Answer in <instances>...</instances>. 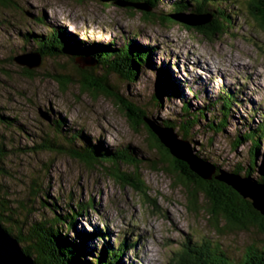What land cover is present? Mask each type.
Returning a JSON list of instances; mask_svg holds the SVG:
<instances>
[{"label":"rangeland","instance_id":"rangeland-1","mask_svg":"<svg viewBox=\"0 0 264 264\" xmlns=\"http://www.w3.org/2000/svg\"><path fill=\"white\" fill-rule=\"evenodd\" d=\"M14 1L16 8H23V13L0 6V15L8 17L13 24V28L4 24L0 30V112L15 117L24 131L18 126L5 130L0 124V136L5 134L0 141L8 155L2 164L7 172L0 171V184L7 187L9 199L22 201L29 198L33 201L29 203L33 207L29 219L63 216L70 203L77 213L75 230L103 231V239L114 247L120 242L135 243L125 248L118 259L120 264H174L176 253L183 248L187 236L191 241L207 236L233 257H237L246 245L264 241V224L263 229L252 224L238 228L226 224L220 217L217 221L219 231H216L206 208L208 199L201 192L197 191L196 195L197 209H192L188 188L181 184L175 173L163 170L168 167L166 163L158 160L155 151L147 150V131L141 126L133 127L113 96L85 90L77 83L66 87L59 84L51 77L54 72L61 71L53 57H45L43 67L34 70L33 76L22 73L20 66L9 59L22 53L19 47L23 41L16 28L23 27V19V24L30 23L29 20L41 13H44L45 21L61 25L66 31L75 32L77 38L87 41H107L112 36L119 38L122 32L128 33L135 28L140 33L137 41L156 47L154 61L166 64L181 89L180 95L158 108L157 114H166L171 108L178 109L179 97L197 103L203 98L216 97L223 85L233 89L241 85L242 93L237 96L241 102L235 105L237 116H250L253 112L250 107H257L261 109L255 115L258 118L259 112L264 111V32L248 10L242 6L236 13L234 7L236 15L231 29L210 39L193 27L187 30L179 24H150L141 19L139 12L130 16L118 4V7H105L107 0ZM168 1L163 0L164 7ZM236 1L243 5L241 0ZM157 10L161 12V9ZM32 28L36 32L46 29L40 23L33 24ZM96 71L97 76L103 74L99 68ZM152 76L151 67L147 66L134 85H127L114 74L108 75L107 80L120 95L125 96L130 88L143 95L153 82ZM195 91L199 93L196 100ZM140 103L144 106L143 103H148V108L144 109L149 115L150 111L157 110L150 102ZM48 109L62 117L72 130L82 129L93 142L102 139L105 147L130 144L151 156L158 163L157 169H152L149 159H145L135 171L145 186V193L128 184L122 186L113 182L101 168L84 164L78 158L56 151L33 152L24 148L33 145V141L38 140L37 135L53 133V114ZM238 120L239 117L235 121ZM234 131L235 127L230 123L224 134L212 138L209 144L214 158L222 160L225 165L242 163V157L247 159V145L232 148ZM203 137L202 134L196 137L197 144L194 145L201 143ZM261 145L260 150L264 153V141ZM10 147L21 149L11 151ZM120 169L131 174L134 166L122 164ZM32 180L40 184L36 196L29 195ZM89 200L93 201L94 207L75 208L77 202L85 204ZM42 201H45L44 205H41ZM7 227L12 231V225ZM68 233L73 235L74 230ZM96 238L102 239L100 235ZM96 238L91 244L100 248L103 243Z\"/></svg>","mask_w":264,"mask_h":264},{"label":"trees","instance_id":"trees-1","mask_svg":"<svg viewBox=\"0 0 264 264\" xmlns=\"http://www.w3.org/2000/svg\"><path fill=\"white\" fill-rule=\"evenodd\" d=\"M77 1L81 2L82 0ZM137 1L161 9V12H159L160 17H157L158 15L155 13L147 12L141 15L142 20L150 24L158 23L162 26L179 24L187 30H191L193 27L210 39L227 32V30L229 31L234 24L233 17L236 15L234 7H236V13H239L243 6L264 32V0H241L243 5L236 0H169L166 7H164L163 0H107L105 7L112 5L118 7V2L135 3ZM15 5L14 0H0L1 7L13 8L23 13V8H16ZM126 9L129 10L130 16L134 14L132 7L127 6ZM177 13L209 14L212 19L209 23L201 26H189L170 17V15ZM45 20L44 13L29 20L31 24H23L25 19L22 20L23 27L16 28L18 36L23 41V44L19 47L20 52H39L43 59L45 57H58L62 53L88 55L95 58L97 66L103 73L98 92L113 96L114 101L116 100L123 107L133 127L138 128L141 126L147 131V138L145 139L147 150L155 151L158 160L168 166L164 167L163 170L166 173H175L181 184L188 188L191 208L196 210L198 207L196 203L198 191L208 199L206 208H208L209 216L214 221L213 227L216 231H219L217 221L220 217H223L226 224L231 226L241 228L252 224L263 229L264 216L252 208L249 200L243 199L232 188L220 181L199 178L188 169L184 162L172 158L157 142L156 137L143 121V116L147 113L144 108H148V103H143L145 106L141 105L142 103L138 104V102L143 101L152 103L153 108L157 109L150 111L153 121L164 127H172L180 137L189 139L196 155L213 164L217 170L248 176L256 181H264V153L260 150L262 148L261 142L264 141V111H260L259 117L255 118L258 110L261 109L250 107L253 109L250 116H237L235 105L241 102L237 98L243 90L241 85L236 89L223 85L219 88L216 97L203 98L202 101L197 103H190L188 100L179 97L178 109L171 108L168 113L160 115L157 114L158 108L161 109L166 106L165 104H169L174 98L178 97L181 89L166 64H161V62L157 64L154 61L156 47L150 46L147 42L142 44L137 41L140 34L137 29H131L128 33L122 32L119 38L112 36L107 41H87L77 38L75 32H68L65 27L51 24ZM39 23L46 27L44 32H36L32 28L33 24L37 25ZM4 24L6 27L13 28L11 20L0 15V30ZM9 59L11 61L12 57H9ZM147 66L151 67L153 74V82L147 88V94L142 95L130 88L125 96L120 95L107 80L108 75L114 74L115 77L126 81L127 85H134L136 81L140 80L141 73L144 72ZM21 72L27 76H33L32 70L21 68ZM5 75H8L6 71ZM58 82L65 86L61 80H58ZM194 93L193 96L196 100L199 93L197 91ZM48 111L53 114L52 125L57 132L54 129L51 135L47 132L39 136L36 134L38 140H34L33 145L24 148H28L33 152L39 150L56 151L78 158L84 164L101 168L103 173L111 178L113 182L122 186L128 184L138 192L145 193L143 189L145 186L139 179V173L135 171L145 159H149L152 169H157L158 163L151 156H146L141 153L139 148H135L130 144L105 147L101 141L102 139H96L93 142L88 135L83 133L82 129L72 130L71 127L66 125L62 117L56 115L57 113L51 109H48ZM154 113L156 114L154 115ZM237 117H239V120L235 121ZM230 123L236 130L233 132L231 139L232 148L236 149L241 145H247L245 152L247 159L242 157V161L244 160L242 163L225 165L222 160L214 158L209 144L212 143V138L223 135L225 128L229 127ZM0 124L5 130H11V128L17 126L20 130H23V126L17 123L15 117L10 118L1 112ZM200 131L202 132L200 133ZM199 133L204 137L201 139L202 141L200 140L201 143L199 142L195 146L194 144H197V138L200 136ZM4 135L2 134L0 138L2 139ZM205 138H207L206 141ZM20 149L21 147L14 149L10 147L11 151ZM6 153L7 150L0 141V171L5 172L7 171L4 170L2 164L4 158L8 156ZM122 164L134 166V171H131V174H126L120 169ZM39 187L40 184L38 185L37 182L32 180L29 195L36 196ZM8 193L7 187L0 184V224L18 240L24 252L31 256L36 264H120L118 259L125 248L127 246L132 247L135 244L134 242L130 244L120 242L114 247V244L112 245L106 239H103V231L75 230V216L77 213L72 209L70 203L67 204L69 210L67 209L63 216L60 215L50 219H29V214L33 210L29 203L33 201L29 198L22 201L9 199ZM56 200L57 198H55ZM44 202L42 201L41 205H44ZM13 203H15L14 207L12 206ZM93 204L92 200L87 201L85 204L77 202L75 208L83 210L86 207H94ZM8 224L13 226V228L10 227L12 231L7 227ZM71 230H74L73 235L68 233ZM98 235L102 237L99 240L103 243L100 248L91 244ZM200 239L191 241L190 237L187 236V239L183 242V248L176 253L174 264H264V241H254L246 245L237 257H233L218 242L212 241L207 236ZM99 240L96 238V241Z\"/></svg>","mask_w":264,"mask_h":264},{"label":"water","instance_id":"water-1","mask_svg":"<svg viewBox=\"0 0 264 264\" xmlns=\"http://www.w3.org/2000/svg\"><path fill=\"white\" fill-rule=\"evenodd\" d=\"M117 4L122 10L128 12L127 6L132 7L134 13L139 12L141 15L147 12L159 14L157 8L141 1L135 3L118 2ZM170 17L189 26H201L209 23L212 19L209 14L177 13L170 15ZM53 59L58 62L57 66L61 68L60 72L56 71L51 75L57 82L61 80L65 86L77 83L79 87L85 90H99L103 74H100L101 77L96 75V68L99 67L95 58L88 55L62 53ZM62 59L65 62H62ZM59 60L61 61L59 62ZM11 61L20 68L32 70L33 75L34 70L37 71L44 64L43 57L39 52L19 53L13 56ZM70 70L71 73L68 72ZM143 121L156 137L157 142L172 158L184 162L191 172L203 180L215 179L226 184L243 199L249 200L252 208L264 216V181H256L248 176L217 170L213 164L197 156L189 139L180 137L172 127L158 125L148 113L143 116ZM0 264H36L33 258L24 252L18 240L9 234L1 224Z\"/></svg>","mask_w":264,"mask_h":264},{"label":"bare ground","instance_id":"bare-ground-1","mask_svg":"<svg viewBox=\"0 0 264 264\" xmlns=\"http://www.w3.org/2000/svg\"><path fill=\"white\" fill-rule=\"evenodd\" d=\"M239 228V227H238Z\"/></svg>","mask_w":264,"mask_h":264}]
</instances>
